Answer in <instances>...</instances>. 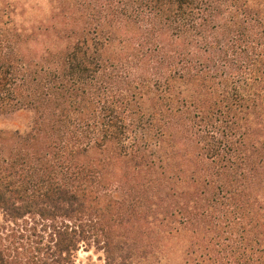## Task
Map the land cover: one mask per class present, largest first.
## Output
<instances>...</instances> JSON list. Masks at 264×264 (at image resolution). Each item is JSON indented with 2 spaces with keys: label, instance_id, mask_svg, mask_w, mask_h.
<instances>
[{
  "label": "trees",
  "instance_id": "1",
  "mask_svg": "<svg viewBox=\"0 0 264 264\" xmlns=\"http://www.w3.org/2000/svg\"><path fill=\"white\" fill-rule=\"evenodd\" d=\"M46 3L0 0V264H264V0Z\"/></svg>",
  "mask_w": 264,
  "mask_h": 264
},
{
  "label": "rangeland",
  "instance_id": "2",
  "mask_svg": "<svg viewBox=\"0 0 264 264\" xmlns=\"http://www.w3.org/2000/svg\"><path fill=\"white\" fill-rule=\"evenodd\" d=\"M10 2H18L19 6L24 7L25 9H33L34 14L41 15L47 10L46 0H8ZM32 14V15H34ZM30 122V114L28 113H14L11 115H0V129L4 130H23L28 126ZM1 220V216H0ZM102 257L101 254L96 253L94 250L81 249L75 261V264H91L102 263L99 258Z\"/></svg>",
  "mask_w": 264,
  "mask_h": 264
}]
</instances>
